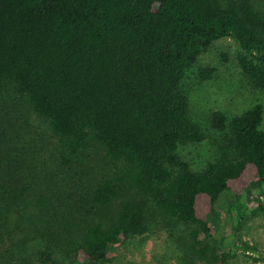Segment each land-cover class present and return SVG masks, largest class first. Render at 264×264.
<instances>
[{
	"label": "trees",
	"instance_id": "1",
	"mask_svg": "<svg viewBox=\"0 0 264 264\" xmlns=\"http://www.w3.org/2000/svg\"><path fill=\"white\" fill-rule=\"evenodd\" d=\"M223 38L258 98L211 114L197 169L179 148L206 132L182 82ZM263 121L264 0H0V264L112 262L111 245L180 223L176 264H228L213 213L232 190L237 227L264 216Z\"/></svg>",
	"mask_w": 264,
	"mask_h": 264
},
{
	"label": "rangeland",
	"instance_id": "2",
	"mask_svg": "<svg viewBox=\"0 0 264 264\" xmlns=\"http://www.w3.org/2000/svg\"><path fill=\"white\" fill-rule=\"evenodd\" d=\"M239 51L240 47L233 39H219L200 56L194 66L187 70L183 79L182 84L189 98L191 115L206 132V137L202 142H187L180 145V155L193 168H202L206 161L216 155L219 133L210 127L211 114L216 110L231 114L243 107L248 100L258 98L257 94L252 92L246 77L238 66ZM207 67H215L216 72L210 80H203L200 76V69ZM261 128L264 129V121ZM246 188L251 189V184L247 183ZM235 199V192L227 190L215 205L213 223H215L216 230L212 241L221 252L227 251L231 254L228 264H264V259H255L259 255L254 251L234 247L237 241L242 240L264 252V216H249L237 227L234 223L233 211H231V205ZM245 200L250 201L248 198ZM250 204L251 202H248V205ZM154 225L145 235H131L111 245L112 262L87 261V264H160V262L176 264V249L179 248V243L176 242V245L173 241L176 236L184 235L182 233L185 232L187 226L181 223L177 225L171 237L168 229ZM222 236L227 238L225 246L219 243ZM169 240L173 246L169 244ZM29 245L32 246L31 243ZM26 260L18 258L13 264H39L30 257ZM80 261H83L82 257Z\"/></svg>",
	"mask_w": 264,
	"mask_h": 264
}]
</instances>
